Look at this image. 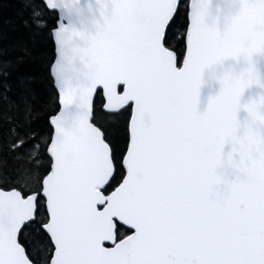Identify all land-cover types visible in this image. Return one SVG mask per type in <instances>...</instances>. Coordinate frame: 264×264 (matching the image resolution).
Returning a JSON list of instances; mask_svg holds the SVG:
<instances>
[{
    "label": "snow or ice",
    "instance_id": "6c2138e0",
    "mask_svg": "<svg viewBox=\"0 0 264 264\" xmlns=\"http://www.w3.org/2000/svg\"><path fill=\"white\" fill-rule=\"evenodd\" d=\"M45 3L83 13L79 0ZM189 3L186 25L182 0H109L95 34L60 29V102L86 112L44 133L30 108L0 115V149L35 164L0 183V264H173L196 164L180 125L224 56L201 57L207 5ZM97 101L111 122L96 120Z\"/></svg>",
    "mask_w": 264,
    "mask_h": 264
},
{
    "label": "water",
    "instance_id": "95a60500",
    "mask_svg": "<svg viewBox=\"0 0 264 264\" xmlns=\"http://www.w3.org/2000/svg\"><path fill=\"white\" fill-rule=\"evenodd\" d=\"M79 2V16L48 8L59 15L51 75L60 108L51 126L60 123L65 130L74 128L86 109L78 99L60 102V29L75 26L95 34L93 25L103 22L100 4L109 0ZM196 2L207 5L201 57L224 56L203 68L192 118L181 121L196 164L185 198L184 240L171 257L173 264H264V0ZM187 7L189 18V0ZM86 85L83 76L71 82Z\"/></svg>",
    "mask_w": 264,
    "mask_h": 264
},
{
    "label": "trees",
    "instance_id": "16d2710c",
    "mask_svg": "<svg viewBox=\"0 0 264 264\" xmlns=\"http://www.w3.org/2000/svg\"><path fill=\"white\" fill-rule=\"evenodd\" d=\"M187 3L182 4V25L188 20ZM58 20V13L43 0H0V115L23 119L24 110L30 108L40 115L32 127L41 133L50 132L48 118L60 108L51 75L56 57L52 32ZM95 118L101 123L112 121L98 101ZM34 166L27 154L16 159L0 149V183Z\"/></svg>",
    "mask_w": 264,
    "mask_h": 264
}]
</instances>
